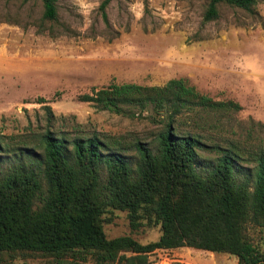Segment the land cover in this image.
Instances as JSON below:
<instances>
[{"label":"trees","instance_id":"16d2710c","mask_svg":"<svg viewBox=\"0 0 264 264\" xmlns=\"http://www.w3.org/2000/svg\"><path fill=\"white\" fill-rule=\"evenodd\" d=\"M110 1L99 5L106 28ZM40 2L38 31L63 34L56 30L57 0ZM256 3L207 0L203 21L218 19L222 6L256 15ZM108 32V39L118 35ZM77 99L97 111L146 113L154 130L128 141L78 124L64 131L52 129L50 113L48 125L32 135L0 136V259L150 264L156 250L192 247L233 256L239 264H264V250L248 235L249 225L264 229V150L238 141L223 146L209 132L217 128L209 117L236 112L238 103L202 94L184 78L161 86L112 84ZM183 112L191 115L188 128L178 118ZM244 161L254 163L252 179L238 177ZM112 210L125 211L132 226L159 225L158 239L107 237L103 215Z\"/></svg>","mask_w":264,"mask_h":264},{"label":"rangeland","instance_id":"374dc122","mask_svg":"<svg viewBox=\"0 0 264 264\" xmlns=\"http://www.w3.org/2000/svg\"><path fill=\"white\" fill-rule=\"evenodd\" d=\"M101 2L57 0L61 25L56 30L63 34H50L35 25L42 13L40 0H0V136L32 135L48 125L51 113L52 129L72 131L78 124L127 141L146 138L154 130L146 113L127 117L97 111L77 96L112 84L161 86L184 78L202 94L241 106L209 117L217 120V128L209 131L215 142L225 146L238 141L264 150V0H257L256 15L222 6L220 17L209 22L203 21L207 0H111L107 28ZM111 30L118 35L108 39ZM178 118L186 128L191 124L187 112ZM253 165L244 161L238 177L252 179L248 173ZM103 216L109 238L130 235L148 243L161 233L159 225L145 221L132 226L125 211ZM248 235L264 250L263 228L249 225ZM149 261L239 264L233 256L192 247L159 249ZM0 264L55 262L35 256L0 259Z\"/></svg>","mask_w":264,"mask_h":264}]
</instances>
